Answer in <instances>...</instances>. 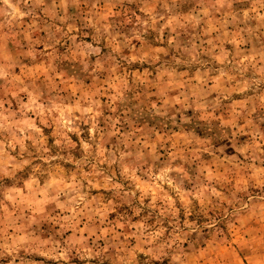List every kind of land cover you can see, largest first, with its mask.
<instances>
[{
  "label": "rangeland",
  "instance_id": "1",
  "mask_svg": "<svg viewBox=\"0 0 264 264\" xmlns=\"http://www.w3.org/2000/svg\"><path fill=\"white\" fill-rule=\"evenodd\" d=\"M0 264H264V0H0Z\"/></svg>",
  "mask_w": 264,
  "mask_h": 264
}]
</instances>
